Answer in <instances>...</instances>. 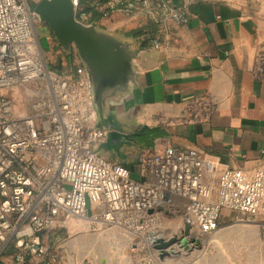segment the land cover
I'll return each instance as SVG.
<instances>
[{
  "label": "built area",
  "instance_id": "2783aa9c",
  "mask_svg": "<svg viewBox=\"0 0 264 264\" xmlns=\"http://www.w3.org/2000/svg\"><path fill=\"white\" fill-rule=\"evenodd\" d=\"M121 4L156 23L189 20L175 0H91L89 9L108 16ZM74 5L83 22V1ZM37 18L33 0H0V90H24L18 101L0 93V256L13 240L14 264H59L53 232L78 216L121 228L134 249L147 250L148 264H157L180 247L207 246L223 209L264 216V161L250 177L222 166L215 152L168 139L140 147L135 168L103 157L109 130L95 126L85 70L81 64L66 71L48 66ZM140 40L160 45L148 33ZM252 72L264 80V54L255 56ZM189 102L192 120L209 117L214 108L206 94ZM176 209L182 223L177 241L156 249L171 237L163 210Z\"/></svg>",
  "mask_w": 264,
  "mask_h": 264
},
{
  "label": "crops",
  "instance_id": "0c3cea01",
  "mask_svg": "<svg viewBox=\"0 0 264 264\" xmlns=\"http://www.w3.org/2000/svg\"><path fill=\"white\" fill-rule=\"evenodd\" d=\"M82 1L88 17L81 23L126 40L133 52L129 67L106 82L102 112L122 118L144 112L145 125L166 130L155 140L215 152L222 166L253 176L264 161V80L252 72L255 56L264 54V0H175L189 20L155 23L159 46L136 35L148 29L149 17L123 11L97 16L91 0ZM61 50L72 67L82 65L74 43L69 53ZM205 94L214 102L212 113L192 120L189 101ZM240 224L258 227L257 248L264 254V216L221 211L218 229Z\"/></svg>",
  "mask_w": 264,
  "mask_h": 264
},
{
  "label": "water",
  "instance_id": "95a60500",
  "mask_svg": "<svg viewBox=\"0 0 264 264\" xmlns=\"http://www.w3.org/2000/svg\"><path fill=\"white\" fill-rule=\"evenodd\" d=\"M34 11L41 22L52 31L57 46L64 52H70V44L74 43L82 66L90 84L91 103L95 111L96 127L109 130L108 141L103 145L107 150L121 153L126 146L134 145L130 135H139L149 128L143 123L144 112H137L132 118L110 113L104 114L100 101L106 99V82L120 69L128 68L133 55L127 48V41L98 29L94 24L89 26L77 21L74 0H37ZM125 236L128 234L124 231ZM224 234L226 240V258H239L245 264H264L254 262L258 252L257 237L260 231L255 225L240 224L215 231L214 239ZM77 238L69 243L68 264H80ZM105 242L108 245L111 264H127L123 256L125 238L117 230H106ZM175 243V239L161 242L156 249H165ZM205 264V263H200Z\"/></svg>",
  "mask_w": 264,
  "mask_h": 264
},
{
  "label": "rangeland",
  "instance_id": "374dc122",
  "mask_svg": "<svg viewBox=\"0 0 264 264\" xmlns=\"http://www.w3.org/2000/svg\"><path fill=\"white\" fill-rule=\"evenodd\" d=\"M33 1L35 5L37 0ZM35 26L48 66L58 71L68 70L67 68L70 67L69 62L71 65L72 62L68 61L69 59H65L66 55L61 48L57 47L51 31L41 22L39 17L35 22ZM0 93L6 94L18 101L23 97L24 90L22 88H12L0 90ZM22 106L21 104L20 108ZM24 111L25 107L22 108V112ZM138 145L139 144L134 143L132 146H126L122 149L121 153L115 152L112 149L107 150L103 148L102 145L100 151L103 157L120 161L131 168H135ZM84 221L85 220L78 216H70L66 220V227L54 230L53 238L56 244L59 245L62 256L59 264H68L69 255L67 251L69 249V243H71L74 238L79 240L78 248H80L81 251L78 253V257L80 264H111L107 242L103 241L106 230H117L118 233L125 238L123 256L127 258V264H148L149 256L147 250L141 247L134 249V241L131 240L130 237L125 236L121 228L110 224L101 225L99 222L96 225H92L89 222L86 224ZM162 221L167 235L173 236L175 234H180L182 223L179 209H176V211L171 210L170 212L163 210ZM217 230L218 228L215 231ZM215 231L211 238L208 239L209 244L207 246L202 242L201 246L193 249L180 247L178 250L166 255L157 264H245V262H241L242 260L237 257L225 259L224 254L227 250L226 236L221 234L222 236H218L219 241H216L214 239ZM179 241L181 243V239H179ZM15 250L16 245L12 240L5 248L4 253L0 256V264H14L13 255ZM253 260L256 263L264 261V254L257 252Z\"/></svg>",
  "mask_w": 264,
  "mask_h": 264
},
{
  "label": "trees",
  "instance_id": "16d2710c",
  "mask_svg": "<svg viewBox=\"0 0 264 264\" xmlns=\"http://www.w3.org/2000/svg\"><path fill=\"white\" fill-rule=\"evenodd\" d=\"M110 10V9H109ZM113 11H123L124 13H132L131 9L128 8L126 5L121 4L119 6H116ZM93 14L95 13L97 16H102V13L97 12L95 10H92ZM156 22L154 21H150L145 27H148V29L146 30V28L141 29L139 28L138 31L136 32V35L140 37L145 34L148 33L151 38H157L160 37V35L158 34L156 25ZM150 26V27H149ZM143 43H145L144 41H142ZM147 43V42H146ZM149 44V43H147ZM74 67V66H73ZM72 65L70 66V68H73ZM166 135V130L161 127V126H153V127H149L145 130H143L139 135H138V140L136 141L137 144H139L138 146L140 147H147V148H151L154 145V140L156 138L159 137H164Z\"/></svg>",
  "mask_w": 264,
  "mask_h": 264
},
{
  "label": "bare ground",
  "instance_id": "6f19581e",
  "mask_svg": "<svg viewBox=\"0 0 264 264\" xmlns=\"http://www.w3.org/2000/svg\"><path fill=\"white\" fill-rule=\"evenodd\" d=\"M83 220H85L84 222H86V224H88V221H87V219H83ZM101 225H105V224H101ZM171 237L168 239V240H170V239H175V242L177 241V236L176 235H170ZM168 240H166V241H168ZM103 241H105V238L103 239Z\"/></svg>",
  "mask_w": 264,
  "mask_h": 264
},
{
  "label": "flooded vegetation",
  "instance_id": "af4514ba",
  "mask_svg": "<svg viewBox=\"0 0 264 264\" xmlns=\"http://www.w3.org/2000/svg\"><path fill=\"white\" fill-rule=\"evenodd\" d=\"M130 139L131 141L134 143H136V141L138 140V135H130Z\"/></svg>",
  "mask_w": 264,
  "mask_h": 264
}]
</instances>
